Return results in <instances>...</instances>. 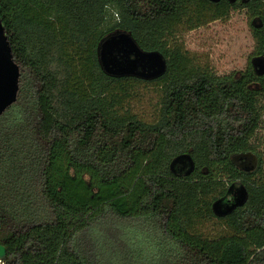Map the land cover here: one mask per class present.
<instances>
[{"label":"trees","instance_id":"16d2710c","mask_svg":"<svg viewBox=\"0 0 264 264\" xmlns=\"http://www.w3.org/2000/svg\"><path fill=\"white\" fill-rule=\"evenodd\" d=\"M241 9L255 45L240 76L174 44ZM0 18L20 67L0 117L3 264H264V0H0ZM117 30L166 73L107 76L97 49ZM130 82L160 87L154 122L120 112ZM214 218L227 233L200 231Z\"/></svg>","mask_w":264,"mask_h":264},{"label":"rangeland","instance_id":"374dc122","mask_svg":"<svg viewBox=\"0 0 264 264\" xmlns=\"http://www.w3.org/2000/svg\"><path fill=\"white\" fill-rule=\"evenodd\" d=\"M250 23L247 10L241 9L197 28L188 29L181 24L173 42L182 46L198 66L212 69L219 76L233 74L237 77L248 66L254 52ZM130 85V96L122 100L120 112L136 114L146 122H154L159 115L160 87L135 82H130ZM253 142L264 157V122ZM200 231L212 237L227 233L222 221L216 218L201 224Z\"/></svg>","mask_w":264,"mask_h":264},{"label":"water","instance_id":"95a60500","mask_svg":"<svg viewBox=\"0 0 264 264\" xmlns=\"http://www.w3.org/2000/svg\"><path fill=\"white\" fill-rule=\"evenodd\" d=\"M211 1L216 3L221 0ZM97 52L103 72L113 78L136 77L143 80H155L167 71V60L163 53L144 50L134 36L126 30H117L104 37ZM253 64L261 73L264 72L263 59H255ZM19 79L20 67L14 60L12 47L0 18V117L17 101ZM186 157L189 160L187 173H191L195 169L194 161L189 155ZM177 160L178 158L172 165ZM5 252V247L0 245V258L5 256Z\"/></svg>","mask_w":264,"mask_h":264},{"label":"flooded vegetation","instance_id":"af4514ba","mask_svg":"<svg viewBox=\"0 0 264 264\" xmlns=\"http://www.w3.org/2000/svg\"><path fill=\"white\" fill-rule=\"evenodd\" d=\"M177 166H179L178 168L181 169H187L188 168V164H186L185 162H181V163H177Z\"/></svg>","mask_w":264,"mask_h":264},{"label":"built area","instance_id":"2783aa9c","mask_svg":"<svg viewBox=\"0 0 264 264\" xmlns=\"http://www.w3.org/2000/svg\"><path fill=\"white\" fill-rule=\"evenodd\" d=\"M1 261V260H0Z\"/></svg>","mask_w":264,"mask_h":264}]
</instances>
